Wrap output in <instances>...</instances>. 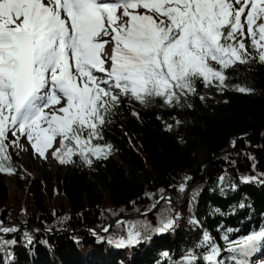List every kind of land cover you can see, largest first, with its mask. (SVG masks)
Masks as SVG:
<instances>
[{
	"label": "trees",
	"instance_id": "obj_1",
	"mask_svg": "<svg viewBox=\"0 0 264 264\" xmlns=\"http://www.w3.org/2000/svg\"><path fill=\"white\" fill-rule=\"evenodd\" d=\"M246 28L247 63L224 69L226 87L196 80L195 92L177 90L171 104L122 95L102 138L92 140L111 151L91 164L66 141L76 152L71 162L53 174L37 168L33 178L18 162L24 134L9 132L5 143L16 145L0 171V264H216L205 259L213 245L219 264H236L233 242L264 228V62ZM165 195L180 206L164 201L148 212ZM119 218L103 234L85 227L103 230ZM168 220L172 226L157 231ZM130 231L140 233L135 247L109 242Z\"/></svg>",
	"mask_w": 264,
	"mask_h": 264
},
{
	"label": "snow or ice",
	"instance_id": "obj_2",
	"mask_svg": "<svg viewBox=\"0 0 264 264\" xmlns=\"http://www.w3.org/2000/svg\"><path fill=\"white\" fill-rule=\"evenodd\" d=\"M245 27L264 62V0H0V171L9 132L26 135L42 157L59 137L54 155L61 163L76 154L67 141L91 164L90 157L111 151L92 140L102 138L122 95L141 103L163 97L171 104L179 99L177 90L195 92L196 80L226 87L224 69L247 63ZM139 236L130 231L127 240L109 242L131 245ZM262 241L264 228L233 242L232 259L246 264L243 257ZM203 243H211L207 233ZM219 251L213 245L205 259L219 264Z\"/></svg>",
	"mask_w": 264,
	"mask_h": 264
},
{
	"label": "rangeland",
	"instance_id": "obj_3",
	"mask_svg": "<svg viewBox=\"0 0 264 264\" xmlns=\"http://www.w3.org/2000/svg\"><path fill=\"white\" fill-rule=\"evenodd\" d=\"M138 11L143 12L144 9H138ZM257 23H259V21ZM247 37H248L249 44H251L253 46L251 37L249 35H247ZM109 39H111V38H109ZM111 45H112L111 42L107 44L106 53L108 55H110L111 51H112ZM105 67H110V62L108 64H106ZM96 75L100 76V77L104 76V74H102V73H96ZM63 103L64 102L61 101V104L54 105L52 107V109H46V111H52L56 108H59V107L63 106ZM24 137H25V139L23 140L21 147H20V150L18 151V157H19L18 162H20L21 168L27 169V168L31 167L34 169L33 173L31 174V177L38 178L41 175V170L37 169V168H41V169L45 168V170L47 171L48 174H53L54 172L57 171V169L61 165H64L63 163L60 162V160L57 158V156L54 155L55 149L61 148V139L59 137L56 139V141H54L53 146L46 150L45 156H43V157L34 151V149L31 146L32 142H30L27 139L26 135H24ZM12 142L8 143L9 149H11L14 144L16 145V143H12ZM71 158H72V156L70 157V160H71ZM12 175H14V174L12 173ZM12 175H9L6 177V183L8 186L13 187L14 183H15V178H13ZM221 185H223V184H221ZM24 215L25 214L23 213V216ZM129 256L130 255H128L127 258H129ZM252 264H255L254 260H253ZM260 264H264V256H261Z\"/></svg>",
	"mask_w": 264,
	"mask_h": 264
},
{
	"label": "water",
	"instance_id": "obj_4",
	"mask_svg": "<svg viewBox=\"0 0 264 264\" xmlns=\"http://www.w3.org/2000/svg\"><path fill=\"white\" fill-rule=\"evenodd\" d=\"M244 136H246V135L238 136L235 144L237 145L238 140H239L241 137H244ZM163 201H169V202H172L173 204H175L170 196H163V197H161V198L159 199L157 205H156V206H155L150 212L156 210V209L159 207V205H160ZM175 205H176V204H175ZM116 221H117V220H115L114 222H116ZM109 228H110V227H109ZM99 232H100V233H103V232H105V231H99Z\"/></svg>",
	"mask_w": 264,
	"mask_h": 264
},
{
	"label": "bare ground",
	"instance_id": "obj_5",
	"mask_svg": "<svg viewBox=\"0 0 264 264\" xmlns=\"http://www.w3.org/2000/svg\"><path fill=\"white\" fill-rule=\"evenodd\" d=\"M110 37H107V36H105V37H102V39H105V40H111V39H109ZM107 46V44L105 45V47ZM105 50V49H104Z\"/></svg>",
	"mask_w": 264,
	"mask_h": 264
}]
</instances>
